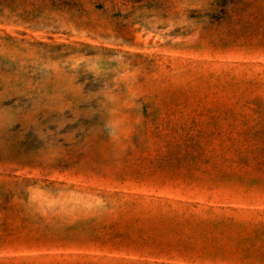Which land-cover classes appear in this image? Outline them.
<instances>
[{"label":"rangeland","instance_id":"374dc122","mask_svg":"<svg viewBox=\"0 0 264 264\" xmlns=\"http://www.w3.org/2000/svg\"><path fill=\"white\" fill-rule=\"evenodd\" d=\"M0 264H264V0H0Z\"/></svg>","mask_w":264,"mask_h":264}]
</instances>
